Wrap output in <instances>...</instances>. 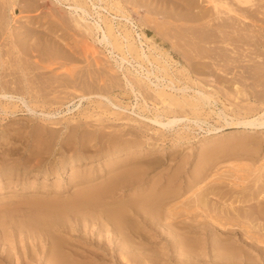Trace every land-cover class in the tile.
<instances>
[{"label":"bare ground","instance_id":"6f19581e","mask_svg":"<svg viewBox=\"0 0 264 264\" xmlns=\"http://www.w3.org/2000/svg\"><path fill=\"white\" fill-rule=\"evenodd\" d=\"M55 1L64 2V0ZM67 1L78 26L84 34L91 35L95 41L105 46L109 51L107 52L111 54L110 59L115 60V65H111L112 68L115 66L118 71L121 70L126 85L131 88L136 97L140 95L143 98L144 106L147 108L146 98L161 103L162 106L157 108V113L154 116L139 112L141 117L159 127L158 130L178 132L181 129H190L192 125L202 128V124L208 123V119L203 115L207 113L206 115L211 117V113L206 111L207 108L212 109L214 105L217 106L220 102L226 105L227 98L221 100V98L216 97V93L208 91L203 84H201L203 88L196 87L198 83L193 80L190 70H186L188 72L184 74L182 69L174 70L172 68L177 66L179 62L173 58L171 51L158 41L157 28L150 26L144 18L135 21L129 11L116 1H110L106 6H102L105 0ZM186 1L194 2V0H184V2ZM205 1L212 6V11L216 14H227L222 11V8L226 7L231 16L221 18L225 21L224 24L229 23V19L233 21L229 25H224L222 22L223 25L217 31H211L206 39L214 34H219V36L226 34V28L229 27L233 29V33H227V36L235 38V35L238 34L242 40L252 41L255 45L264 48V28H257L246 22L244 25L238 24L236 26V20L240 17L257 19L259 15L264 16V10H261L264 9L263 7L261 9L260 6L254 8L255 0H231L232 3L229 2L230 0ZM12 6L13 12L19 11L15 2L12 3ZM187 8L192 10L189 5ZM245 9L248 14L243 12L246 11ZM194 10L195 13L191 14L193 20L207 16L208 8L206 10L202 8L199 11ZM103 12H106L107 15H104ZM156 13L157 15L160 14L158 11ZM146 28L152 29L154 34L149 35ZM1 33L6 35L5 39L9 43L15 45L13 50H16L17 45L25 48L26 45L24 44H29L32 45V50L36 51L40 42L39 39H33L34 34H31L30 31H24L19 36L8 33L6 30L0 31V38L2 37ZM97 36L98 38H96ZM1 41L0 39V110L15 114L24 104L31 112H37L39 106L45 107L51 104L52 102L45 99L39 90L29 87L30 79L25 69L32 63L20 62L22 60L20 54L22 48L19 50V55H15L18 51L15 52L12 48L8 50V52H15L12 54L15 55L14 64L21 70L22 80L19 75V77L14 75V72H6L7 62L2 57ZM33 41L34 43H32ZM117 49H121L123 52L121 56L118 55L119 59L116 56ZM180 56L186 58L185 51H180ZM260 64L264 65V57ZM126 65L133 67L134 70L126 67ZM206 67L209 68V66ZM207 74H213L212 70ZM260 75L256 77V80L264 79V70ZM8 77L12 78L8 80ZM216 79L221 82L228 81L227 77L220 73L216 74ZM166 80L169 82L167 85L162 83ZM93 94L98 96L101 108L105 107V111L114 116L121 117L122 113L118 111H124L128 108L117 103L109 93L98 91ZM245 95L247 101L251 102L254 99L260 105L252 106L253 104H251L248 107L237 105V108L232 109L234 114L231 118L230 113L226 112L225 109H220L216 114L218 119H224L225 124L213 126L209 129L207 137L196 141L202 144L211 142L215 134L221 131L224 126H240L244 129L264 127V90L250 92L249 89H246ZM27 97L30 99L28 100ZM85 97L84 94L81 96V98ZM31 102H34L35 106H32ZM103 102L108 106H105ZM229 103L231 104V101ZM161 110L162 113L165 110L171 111V115L163 117ZM42 112L44 115L46 114V111L42 110ZM47 114L50 115L51 111ZM129 117L128 119L134 120ZM83 123L82 121L76 123L75 126H70L69 122L67 128L70 127L75 136L78 137V130ZM7 130L0 132V138L10 134ZM143 136H147L145 132H143ZM186 137L180 135L175 144L178 145L179 142L180 144L192 143L193 139ZM94 140L105 143L104 147L98 148L96 146L95 154H89L91 151L85 147L86 142H83L81 147L78 146L79 148H76L75 152L67 154L68 149L76 146L80 142L79 140L73 142L67 140L69 142L66 144L64 142L57 154L56 149L52 150V147L57 144L55 139L39 140L36 142L40 145L39 150L36 148L34 151H30L25 160L17 163L2 158L3 153L0 150L1 183L4 178L13 180L14 177H20L33 171L37 178L44 175L45 179L51 174L60 175L61 171V173L71 172V177H69V182L61 184L60 187L64 185V188L67 189L68 185L72 183V187L78 189L68 198L63 197L64 192L55 191L47 199L29 201L27 203L30 206L28 213L19 219L14 216L17 209L8 208L5 211L11 219L13 227L10 232L12 233L9 232V229L7 230L8 225L2 222V215L0 214L2 233L0 241L4 242L5 245L10 243L16 246L20 242L25 243L26 255L25 257L21 256L23 258L21 261L17 258L20 261L18 264H264V246L260 245L264 243V225L259 223L261 219H264V184L256 189V182L248 186L241 185L242 182H234L236 187L242 186L241 190L236 191L239 192L237 195L232 194V191L228 193L225 190H220L222 188L220 186H218L220 187L219 190L216 191L217 186L215 185L210 190L207 187L209 185H202L213 175H207L208 171L206 170L205 177L204 174L192 175L194 183L192 188L195 189L196 198L191 200V204L189 202L179 204L176 200L177 192L174 187L171 186L174 190L160 192L161 188H158L156 183L155 185L147 184V179L143 182L146 169L147 171H149L148 169L154 170L161 159L158 161L147 159L148 161H146L135 158L125 161L127 163L120 170L109 173L108 178L100 185H88L92 180L88 181L83 176H75L81 170L80 165L84 161L94 155L105 154L104 158H106L113 154L130 152L136 141L135 139H121L116 135L113 137H108L106 134L99 136L96 133L82 138V141ZM28 144H31V140H28ZM67 144L72 147L69 146L66 149ZM150 144L146 143L144 146L149 147ZM48 151L51 153L47 157L44 156ZM164 153L163 151L162 154ZM60 154H62L59 156L61 159H57ZM33 156H35L36 164L30 163V158ZM38 156L43 157L39 160ZM142 163H145L146 166H142ZM204 163L200 159L194 170L204 167ZM213 178L207 184L218 182L219 178ZM250 180L244 181L246 183ZM145 184L148 188L140 191L139 189L142 188L139 187ZM226 184L218 185L226 186ZM72 187L70 190L73 189ZM23 188L35 190L37 186L26 185L25 183ZM43 188L49 193L50 187L48 185H44ZM229 188L232 189L230 186ZM135 191L140 192L134 194ZM228 194H230L229 200L231 195L236 197L234 202L229 204L225 199ZM211 196L218 197L219 202H216V198H214L216 201H209ZM19 202L17 200V203ZM17 203L14 201V206ZM2 205L5 208L8 206L5 203ZM3 206H1L2 209ZM195 213L201 215L204 221H199ZM163 242H167V246L158 248L159 244ZM21 257L19 258L21 259Z\"/></svg>","mask_w":264,"mask_h":264},{"label":"rangeland","instance_id":"374dc122","mask_svg":"<svg viewBox=\"0 0 264 264\" xmlns=\"http://www.w3.org/2000/svg\"><path fill=\"white\" fill-rule=\"evenodd\" d=\"M110 1L119 2L123 8L129 11L135 21L144 18L150 26H155L158 30V41L169 49L173 58L179 62L177 66L172 68L174 70L177 68L178 70L182 69L184 74L188 72L186 70H190L193 80L198 83L196 87H202L201 84H203L208 91L216 93V97L221 98V100L227 98L226 105L220 102L217 106L214 105L212 109L207 108L206 111L211 113V117L206 115L207 113L203 115L208 119V123L202 124V128L192 125L190 129H181L178 132H169L162 129L160 131L158 130L159 127L141 117L139 112L154 116L157 113V108L162 106L161 103L146 98L147 108L144 106L145 101L143 98L140 95L136 97L131 88L126 85L121 70L118 71L115 66L112 68L111 65H115V60L110 59L111 54L108 53L109 51L105 46L95 41L91 35L84 34L78 26L71 14L67 0L62 3L55 0H0V31L4 32L6 30L8 33H14L15 36H19L24 31H30L31 34H34L33 39L40 40L36 51L32 50V45L29 44H24L26 45L25 48L17 45L16 50H13L15 45L9 43L5 39L6 35L1 33L2 57L7 62L6 72H14L17 77L22 75L21 70L14 64V57L19 55V50L22 48L20 53L22 60L20 62L28 61L32 63L31 66L25 69L30 79L29 87L39 90V93L45 99L52 102L45 107L39 106L37 112H31L24 104L21 105L22 110H17L15 114L0 110V132L8 129L7 131L10 133L6 137L0 138V150L3 153L1 157L14 163L25 160L30 151H34L36 148V150H39L40 145L36 142L48 139L56 140V146L52 147V150L56 149V154L64 142L65 144L69 142L67 140H70V142L79 140L81 142L68 149L67 154L75 152L76 148L81 147L83 142H86L85 147L91 151L89 154H95L96 148L104 147L105 143L96 140L82 141L83 137L85 138V136L87 137V135L93 133L99 136L106 134L108 137L116 135L121 139H135V146L132 151L113 154L106 158H104L105 154L94 155L80 165L81 170L75 176H83L88 181L92 180L88 185H100L108 178L109 173L123 168L127 160L136 158L146 161L156 159L158 161L161 159L154 170L148 169L149 171H147L146 169L145 175L142 174V177L144 175L143 182L147 179V184L155 185L156 183L158 188H161L160 192L174 190L175 188L177 192L176 200L179 204L192 203L191 200L196 198L195 189L192 188L194 187L192 175L204 174L205 177L207 171V175H213L211 179H208L202 185H209L207 187L210 190L215 185L217 186L216 191L222 187L223 189L220 190H225L228 193L232 191V194L237 195L239 192L236 191L241 190L242 186L236 187L234 182H244L241 183L243 186L253 185L256 182L255 187L259 189V186L264 184L262 183L264 182V127L244 129L240 126H224L221 131L215 134L211 142L202 144L196 140L207 137L209 129L213 126L225 124L224 119H218L219 117H217V112L220 109H225L226 112L230 113L231 118L234 114L232 109L237 108V105L242 107H248L251 104H253L252 106L260 105L254 99L251 102L247 101L245 91L246 89H249L250 92L264 90V79L256 80V77L264 70V65L260 64L264 57V48L255 45L252 41L242 40L238 34L235 35V38L227 36L233 33V29L229 27L226 28V34L220 36L214 34L206 39L211 31H217L224 24L225 21L221 18H228L231 15L228 14L226 7L222 8V11L227 14L214 13L212 6L205 0H194V2H184V0H105L102 6L108 5ZM13 2L16 3L19 11L13 12ZM229 2L232 3L231 0ZM188 5L192 10L187 8ZM258 6H260V9L261 7L264 8V0H255L254 8ZM199 8L203 10L208 8L206 11L207 16L199 20L191 19V14L195 13L193 10L199 11ZM157 11L160 12L159 15H157ZM243 12L248 14L247 10ZM103 14L107 15L106 12H103ZM21 16L23 18H20ZM228 22L224 25H229L233 21L229 19ZM244 22L257 28H264L263 15H259L257 19L240 17L236 20V26L238 24L244 25ZM146 31L149 35L154 34V31L150 28H146ZM21 43L23 42L21 41ZM10 48L15 52L18 51V53L8 52ZM180 51H185L186 58H181ZM122 53L121 49H117L116 56L118 59V55L121 56ZM181 65L183 66L180 67ZM206 66H209V68ZM126 67L134 70L131 66L126 65ZM211 70L213 74H207ZM180 73L182 75V72ZM217 73L227 77L228 81L221 82L216 79ZM12 77H8V80ZM20 77L22 80V76ZM232 77L234 78L232 79ZM162 83L169 84L167 80ZM98 91L109 93L117 103L128 107L124 111H118L122 113L121 117L106 112L105 107L101 108L98 96L93 94ZM190 92L193 93V91ZM83 94L86 95L85 98H81ZM27 99L30 98L27 97ZM57 101L59 103H56ZM230 101L231 104L236 105H231ZM30 104L35 106L34 102ZM103 104L108 106L104 102ZM42 110L46 111L45 115ZM49 111H51L50 115L47 114ZM160 112L162 113V110ZM170 115L171 111L165 110L162 113L163 117H169ZM128 117L136 121L130 120ZM82 121L84 123L79 128L78 137H76L71 128H67V124L70 122V126H75ZM143 132L147 136H143ZM180 135L193 139L192 143L180 144L179 142L176 145L175 142H178L177 139ZM17 139L19 141L16 142ZM28 140H31V144H28ZM146 143L151 144L149 147H145ZM33 144L36 145L33 146ZM69 146L71 145L67 144L66 149ZM171 147H173L172 151ZM51 151H48L44 156L47 157ZM163 151L164 154H162ZM53 154L55 155V153ZM59 156H62V154L58 155L57 159H61ZM34 157L30 158L31 164H36ZM42 157L38 156V159L40 160ZM52 157L54 156L52 155ZM200 159L203 163L206 161L204 167L194 170ZM207 163L210 165L208 166ZM141 165L146 166L145 163ZM203 171L205 172L202 173ZM70 173H61L60 171V175L51 174L45 179L44 175L37 178L33 171L20 177H14L13 180L8 178L1 180L0 214L2 215V222L8 225L7 230L9 229L10 232L13 227L10 216L8 217L7 211H5L8 208L17 209L19 213L15 211L14 216L19 219V217H24L28 213L30 206L27 203L31 200L47 199L55 191L64 192V198L71 197L78 190L76 187H72V183H68L67 189L64 188V185L60 187L61 184L69 182ZM251 175L254 176L251 177ZM213 177L215 179L216 177L219 178L218 182L212 183L213 185L207 184L210 183L209 180L214 179ZM248 179H251L250 182L245 183ZM224 181L227 183L226 186H221L225 184ZM25 183L30 186L36 185L37 189L25 190L23 188ZM43 184L50 187L49 193L43 188ZM229 186L232 188L231 190ZM71 187L72 190H70ZM139 188H142L139 189L140 191H144L148 187L145 184ZM227 188L229 189L227 190ZM186 190L188 192L190 190V192L188 193ZM135 192L134 194L138 193ZM230 194L225 198L228 204L236 199L235 196L231 195L229 200ZM211 197H209L211 202L216 201L218 198L216 196ZM17 200L20 202L17 203ZM218 200L216 202H219ZM14 201L17 203L15 206ZM4 203L12 206H6L5 208L2 205ZM1 206L4 208L2 209ZM195 214L197 215V213ZM196 217L199 221H204L201 215ZM188 220L192 221L191 219ZM259 223L264 225V219H261ZM24 244V242H20L17 246L10 243L5 245L4 242L0 241V264H12V262L18 264L23 259L21 256L25 257L26 255ZM260 245L264 246V243ZM166 246L167 242H163L159 244L158 248Z\"/></svg>","mask_w":264,"mask_h":264}]
</instances>
